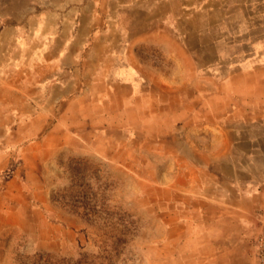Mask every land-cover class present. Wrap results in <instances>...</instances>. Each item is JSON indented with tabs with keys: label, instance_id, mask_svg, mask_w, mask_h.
<instances>
[{
	"label": "crops",
	"instance_id": "1",
	"mask_svg": "<svg viewBox=\"0 0 264 264\" xmlns=\"http://www.w3.org/2000/svg\"><path fill=\"white\" fill-rule=\"evenodd\" d=\"M202 5L0 0V214L9 223L25 222L20 200L6 205L26 195L25 178L8 172L12 156L41 148V125L55 117L47 134L66 136L72 153L130 152L151 178L176 179L167 229L177 236L163 239V264H261L264 57L235 72L202 63L205 33L185 28Z\"/></svg>",
	"mask_w": 264,
	"mask_h": 264
},
{
	"label": "rangeland",
	"instance_id": "2",
	"mask_svg": "<svg viewBox=\"0 0 264 264\" xmlns=\"http://www.w3.org/2000/svg\"><path fill=\"white\" fill-rule=\"evenodd\" d=\"M201 1V18L198 13L185 18L187 30L200 25L205 33L201 62L215 58L224 72L257 65L264 57L259 55L264 52V0ZM188 42L199 45L197 39ZM26 92L32 94V88ZM54 119L41 125V148L12 156L8 172L25 178L26 195L11 197L6 205L20 200L25 222L15 228L9 223L13 219L0 214V264H19L37 253L73 260L88 255L104 264H163L161 243L177 236L167 229L177 220L179 195L170 186L176 179L151 178L145 161L130 152L109 159L74 154L66 136L47 134Z\"/></svg>",
	"mask_w": 264,
	"mask_h": 264
},
{
	"label": "trees",
	"instance_id": "3",
	"mask_svg": "<svg viewBox=\"0 0 264 264\" xmlns=\"http://www.w3.org/2000/svg\"><path fill=\"white\" fill-rule=\"evenodd\" d=\"M256 234L253 237V244L255 242ZM99 259L98 257H95L94 259H90V256L83 255L77 260L73 259H66V258H60L54 254H42L37 253L34 256H24L19 260V264H104L105 262H97L96 260ZM106 261V259H105ZM108 262H111L108 260Z\"/></svg>",
	"mask_w": 264,
	"mask_h": 264
},
{
	"label": "built area",
	"instance_id": "4",
	"mask_svg": "<svg viewBox=\"0 0 264 264\" xmlns=\"http://www.w3.org/2000/svg\"><path fill=\"white\" fill-rule=\"evenodd\" d=\"M253 247L260 263L264 264V218L259 222Z\"/></svg>",
	"mask_w": 264,
	"mask_h": 264
}]
</instances>
